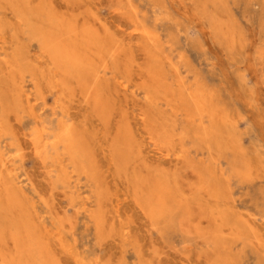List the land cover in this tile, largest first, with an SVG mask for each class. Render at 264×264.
<instances>
[{"label": "rangeland", "instance_id": "rangeland-1", "mask_svg": "<svg viewBox=\"0 0 264 264\" xmlns=\"http://www.w3.org/2000/svg\"><path fill=\"white\" fill-rule=\"evenodd\" d=\"M42 128H69L78 158L39 156ZM149 174L174 224L147 219ZM17 262L264 264V0H0V264Z\"/></svg>", "mask_w": 264, "mask_h": 264}, {"label": "bare ground", "instance_id": "bare-ground-1", "mask_svg": "<svg viewBox=\"0 0 264 264\" xmlns=\"http://www.w3.org/2000/svg\"><path fill=\"white\" fill-rule=\"evenodd\" d=\"M53 21V20H52ZM51 21V22H52ZM26 24V23H25ZM48 25H50V24H48ZM59 27V26H58ZM34 28V27H33ZM49 29H51V27L49 26L48 27ZM48 28H44L45 30H43L44 32H47V30L46 29H48ZM30 29V28H29ZM32 29V28H31ZM48 29V30H49ZM54 29V28H53ZM67 29H69V28H67ZM72 29V28H71ZM28 31V30H27ZM26 31V32H27ZM33 31H36V29L34 28L33 29ZM39 31V30H38ZM38 31H37V34H39V35H41V33H38ZM42 31V30H41ZM60 31V30H59ZM62 31V30H61ZM60 31V32H61ZM65 31V30H64ZM71 31V30H70ZM28 32H30V31H28ZM66 32V31H65ZM72 32V31H71ZM74 32H75V35H76V33H78L77 31H75L74 30ZM36 33V32H35ZM48 33V32H47ZM49 33L51 34V32L49 31ZM67 33V32H66ZM144 33V32H143ZM68 34V33H67ZM71 34V33H70ZM30 35V34H29ZM31 35H33V36H35L36 34H33V32H32V34ZM30 35V36H31ZM45 36H47L48 37V35L49 34H44ZM53 35L54 34H51V36H52V41H54L56 38H54V40H53ZM62 35V34H61ZM65 35V34H64ZM71 35H73V33L71 34ZM74 35V36H75ZM32 36V37H33ZM37 36V35H36ZM35 36V37H36ZM50 36V35H49ZM59 36H60V34H59ZM34 37V38H35ZM39 37V36H38ZM62 37H63V35H62ZM67 37H69L68 35H67ZM66 37V38H67ZM37 38V37H36ZM45 38V37H44ZM73 38V37H72ZM72 38H69V39H72ZM46 39V38H45ZM69 39H68V43H69ZM66 41H67V39H65ZM57 41V40H56ZM56 41H54V42H56ZM51 42V41H50ZM53 42V43H54ZM71 42V41H70ZM55 44V43H54ZM54 44H53V46H54ZM56 44H57V42H56ZM61 44V43H60ZM72 45V47H75L76 49H77V45H76V43H75V45L76 46H73L74 44H73V42H72V44H70L69 43V46H71ZM67 46V45H66ZM71 48V47H70ZM75 48H73V49H75ZM67 49V48H66ZM68 50V49H67ZM77 50H79V48L77 49ZM76 50V51H77ZM75 51V52H76ZM58 52V54H60V56H61V58H60V60H64V62L63 63H65L67 66H69V68H72V67H74L75 68V70L77 69V71H78V69L81 67V65H82V60L78 57V56H76V54L74 55V53L72 52V53H70V52H67V51H65V50H59V51H57ZM77 53V52H76ZM78 53L79 54H83V53H81V51H78ZM77 53V55H79ZM73 54V55H72ZM85 54V53H84ZM57 57H58V55H57ZM83 57V56H82ZM85 58V57H84ZM85 60H86V58H85ZM87 61V60H86ZM64 64V65H65ZM84 68H85V66H84ZM81 70H83L82 69V67H81ZM88 70V69H87ZM160 70V69H159ZM79 72V71H78ZM78 72H77V74H78ZM156 72V71H155ZM160 72V71H159ZM94 73V72H93ZM76 74V75H77ZM79 74H80V72H79ZM79 74L77 75V77L79 76ZM163 74V73H162ZM11 75V74H10ZM90 75V74H89ZM92 75V74H91ZM96 75H98L99 76V74H96ZM154 75H156L155 73H154ZM80 77L83 79V80H85L86 78H87V75L86 74H80ZM156 77V79H157V76H155ZM79 78V77H78ZM77 78V79H78ZM161 78V77H160ZM95 79V78H94ZM98 79H99V77H98ZM97 79V80H98ZM159 79V78H158ZM89 80V79H88ZM162 80V79H161ZM15 81V80H14ZM93 81V80H92ZM158 81V80H157ZM156 81V82H157ZM87 82V81H86ZM168 82V81H167ZM78 83V82H77ZM162 83V82H161ZM160 83V84H161ZM164 83H166V82H164ZM88 84V83H87ZM80 86L82 87V84H80ZM94 87V86H93ZM91 88V93L93 94L94 93V95H95V91H96V89H95V87L94 88ZM88 88V87H87ZM83 89H84V87H83ZM95 91H94V90ZM87 92H89V91H87ZM200 93V92H199ZM98 95V94H97ZM195 95H197V96H199L198 94H195ZM89 96H91L92 97V95H89ZM91 97H89V98H91ZM95 98V97H94ZM93 98V99H94ZM188 98V97H187ZM103 99V98H102ZM95 101V100H94ZM183 101V100H182ZM196 101V100H195ZM102 102V101H101ZM203 102H204V100H203ZM97 103V102H96ZM100 104V103H99ZM197 104V103H196ZM184 105V104H183ZM198 105V104H197ZM105 106V105H104ZM106 108V107H105ZM197 108V107H196ZM199 108V107H198ZM203 109V108H202ZM208 109H210V108H208ZM204 110H202V112H203ZM208 111H211V110H208ZM105 113V112H104ZM204 113H205V111H204ZM141 114H143V113H141ZM148 115H149V113H148ZM198 115H200V114H198ZM103 116V115H102ZM142 117L144 116L145 117V114L144 115H141ZM195 116V115H194ZM202 115H200V117H201ZM143 117V118H144ZM150 117H152V115L150 116ZM155 121V120H154ZM147 122V121H146ZM152 122V121H151ZM199 123H202V125L204 124L202 121L200 122V120L198 121ZM145 123V122H144ZM165 124V123H164ZM166 125V124H165ZM202 125L200 124V126L202 127ZM66 126V125H65ZM68 126H70V125H68ZM160 128V127H159ZM166 128V127H165ZM211 128V127H210ZM167 129V128H166ZM162 130V129H161ZM168 130V129H167ZM213 129L211 128V131H212ZM157 131V130H156ZM123 132H125V131H123ZM122 132V133H123ZM157 132H159V131H157ZM170 132V131H169ZM164 133V132H163ZM125 134H126V132H125ZM124 134V135H125ZM128 134V133H127ZM166 134V133H165ZM60 136L59 137H57V138H55L54 140L53 139H44V136H47V132H46V129H44V128H42L41 130H40V132H39V136H37L34 140H33V142H35V148H36V152L37 153H39V156H40V154L42 153V150L45 148H48V147H53V148H55V150H57L58 149V146L60 145V144H63V145H65L66 146V148H68V150L67 151H69V154L71 155V157L72 158H75V159H77L78 158V154H79V151H78V149H77V147H76V144L74 143V141H72L73 140V135H72V132H71V130L69 129V128H63V129H61V131H60V134H59ZM123 135V134H122ZM121 135V136H122ZM200 135V134H199ZM163 136V135H162ZM33 138H34V136H33ZM155 138V137H154ZM162 138H165V137H162ZM79 139V138H78ZM82 139H84L83 137H82ZM119 139H121V137L119 138ZM118 139V140H119ZM82 141H84V140H82ZM122 141V140H121ZM128 141V140H127ZM153 141V140H152ZM121 143V142H120ZM154 143H155V141H154ZM159 142H157V144H158ZM118 144V143H117ZM85 145V144H84ZM83 145V146H84ZM87 145V144H86ZM121 145H122V143H121ZM124 146H127L126 145V142H125V144H124ZM123 145H122V147H124ZM156 146V145H155ZM80 148H81V146H79ZM128 147V146H127ZM132 148H133V146H132ZM119 149V148H118ZM131 149V148H130ZM85 150V149H84ZM124 150V149H123ZM128 150V149H127ZM160 150V149H159ZM86 151V150H85ZM119 152V151H118ZM68 153V152H67ZM128 153V152H127ZM132 153V152H131ZM43 154V153H42ZM82 154V153H81ZM119 154V153H118ZM85 157H86V155H85ZM88 157V156H87ZM128 157V156H127ZM89 158V157H88ZM124 159V158H123ZM74 160V159H73ZM80 160V159H79ZM122 160V159H121ZM126 160V159H125ZM47 161V160H46ZM73 162V161H72ZM92 162V161H91ZM127 162V161H126ZM126 162H124V163H126ZM87 163V162H86ZM3 167H5V166H3ZM240 168H243V167H241V166H239ZM6 168V167H5ZM83 168V167H82ZM89 171H90V169H89ZM91 171H93V170H91ZM90 171V172H91ZM77 172V171H76ZM159 172V171H158ZM245 172V171H244ZM243 172V173H244ZM155 173V172H154ZM93 174V173H92ZM148 174V173H147ZM152 174V173H151ZM238 174V173H237ZM68 175V174H67ZM155 175V174H154ZM246 175V174H245ZM72 176V175H71ZM91 176V175H90ZM247 176H248V174H247ZM69 177V176H68ZM149 178L150 179H153V181L152 180H149L147 183H146V189H147V193L146 194H141V195H144V197L146 198V196H147V199L144 201V203H143V205H145V207H143V209L146 211V213H147V219L149 218V219H151V221H157V220H159V222H157V225L159 226V225H161V224H159L160 223V220L162 219H165V221L166 220H168V219H166V217L167 218H170L171 220H168V221H170L172 224H174V222L176 221L175 219V214L179 211V209H178V211L177 210H174V214H173V211H170L169 212V210L171 209H169L168 210V207H167V204H168V202L169 201H171V199L170 198H168L167 197V199H169L168 200V202H166V194L167 193H170L169 191H170V188H169V184L166 182V180H164V179H161V178H156V176H150V174H149ZM244 178V177H243ZM246 179L245 180H247V177H245ZM67 179V178H66ZM148 179V178H147ZM138 180V179H137ZM144 180V179H143ZM145 182V181H144ZM176 183H179V182H176ZM139 185V184H138ZM178 185V184H177ZM145 186V185H144ZM176 188V187H175ZM172 189L174 190V188H173V186H172ZM142 190V189H141ZM141 190L139 191V192H141ZM143 191V190H142ZM181 191V190H180ZM178 193V191H175L174 190V193ZM175 193V194H176ZM180 193V192H179ZM178 193V194H179ZM141 197V196H140ZM178 197V196H177ZM142 198V197H141ZM11 199V198H10ZM172 202H174V201H172ZM139 203V202H138ZM11 203H9V205H10ZM15 205V204H14ZM170 205H171V203H170ZM172 205H173V203H172ZM181 205V204H180ZM140 206V205H139ZM182 206V205H181ZM171 207H173V206H171ZM184 207V206H183ZM186 208V207H185ZM12 209H13V207H12ZM142 209V210H143ZM173 209V208H172ZM143 210V211H144ZM184 210V209H183ZM144 211V212H145ZM178 214H180V212H178ZM23 215V214H22ZM146 215V214H145ZM184 215V214H183ZM187 215H188V213H187ZM186 215V216H187ZM166 216V217H165ZM181 216V215H180ZM185 216V217H186ZM184 218V217H183ZM167 221V223H165V224H168V223H170V222H168ZM29 222V221H28ZM164 222V221H163ZM186 222V221H185ZM240 222V221H239ZM13 223H14V221H13ZM17 224H18V221L16 222ZM155 223V222H154ZM233 223H236V220H235V222H233ZM12 224V223H11ZM16 224V225H17ZM156 224V223H155ZM170 225V226H173V225ZM15 225V224H14ZM13 225V226H14ZM32 225V224H31ZM169 225V224H168ZM178 226H179V228H180V226L182 227L183 226V223H181L180 221H179V224H177ZM238 225H239V223H238ZM156 226V225H155ZM166 226V225H165ZM20 227V226H19ZM25 227V226H24ZM33 227V226H32ZM157 227V226H156ZM166 227H168V226H166ZM177 227V226H176ZM244 227V226H243ZM243 227L241 228V229H243ZM23 228V227H22ZM175 228V227H174ZM245 228V227H244ZM16 230H17V228H16ZM31 230V229H30ZM246 230H247V227H246ZM249 230V229H248ZM247 230V231H248ZM26 231V230H25ZM242 231V230H241ZM240 231V232H241ZM14 232H15V230H14ZM20 232V231H19ZM21 232H22V229H21ZM24 232V231H23ZM221 232V231H220ZM239 232V233H240ZM35 233V232H34ZM37 233V232H36ZM242 233V232H241ZM244 233H245V229H244ZM215 234V233H214ZM28 235V234H27ZM221 235V234H220ZM32 236V235H31ZM245 236V235H244ZM243 236V237H244ZM24 237V236H23ZM36 237H38L37 235H36ZM221 237H222V235H221ZM246 237V236H245ZM17 238H20V241H21V239H23V238H21V237H18V235H17ZM215 238V237H214ZM217 238V237H216ZM226 238V237H225ZM31 239V238H30ZM220 238H218V240H219ZM14 240H16L15 238H14ZM32 240V239H31ZM38 240V239H37ZM215 240V239H214ZM217 240V239H216ZM230 240V239H229ZM245 240V239H244ZM19 240H17V242H18ZM27 241H28V239H27ZM35 241V240H34ZM246 241V240H245ZM25 242V241H24ZM32 242V241H31ZM37 242V241H36ZM25 243H27V242H25ZM38 243H39V240H38ZM36 244V243H35ZM34 244V245H35ZM216 244V243H215ZM16 245V244H15ZM24 245H26V244H23V246H22V248L24 247ZM27 245H29V243L27 244ZM41 246H42V243L40 244ZM39 245V247H41ZM229 245V244H228ZM19 246V245H18ZM37 246V245H36ZM21 247V246H20ZM31 247V246H30ZM26 248L24 247V250H25ZM31 249V248H30ZM19 250V249H18ZM23 250V249H22ZM28 251V250H27ZM30 251V250H29ZM28 251V252H29ZM36 252L37 251H35V254H36ZM40 252V251H39ZM20 253H23V252H20ZM19 253V254H20ZM33 253V252H32ZM34 254V255H35ZM21 255V254H20ZM19 255V256H20ZM25 255V254H24ZM18 256V255H17ZM22 256V255H21ZM28 257V256H27ZM40 257V256H39ZM44 257H46V256H44ZM43 257V258H44ZM18 258V257H17ZM26 258V257H25ZM24 258V259H25ZM43 258H42V260H43ZM22 259H23V256H22ZM45 259H46V261H45ZM43 261H45V263H47V262H50L51 260L50 259H48V258H45ZM50 260V261H48V260ZM19 260V259H18ZM28 260H29V257H28ZM36 260V259H35ZM4 261V260H3ZM23 261V260H22ZM25 261V260H24ZM23 261V262H24ZM34 261V260H33ZM36 261H38V260H36ZM42 261V262H43ZM19 262H21V261H19ZM19 262H17V263H19ZM35 262V261H34ZM39 262V261H38ZM38 262H36V263H38ZM8 263V262H7ZM31 263V262H30ZM33 263V262H32ZM51 263V262H50ZM20 264V263H19ZM38 264H40V263H38Z\"/></svg>", "mask_w": 264, "mask_h": 264}]
</instances>
